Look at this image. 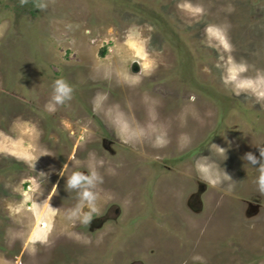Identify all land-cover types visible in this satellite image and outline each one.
I'll return each mask as SVG.
<instances>
[{
  "label": "rangeland",
  "instance_id": "1",
  "mask_svg": "<svg viewBox=\"0 0 264 264\" xmlns=\"http://www.w3.org/2000/svg\"><path fill=\"white\" fill-rule=\"evenodd\" d=\"M258 76L264 0H0V264H264Z\"/></svg>",
  "mask_w": 264,
  "mask_h": 264
},
{
  "label": "clouds",
  "instance_id": "2",
  "mask_svg": "<svg viewBox=\"0 0 264 264\" xmlns=\"http://www.w3.org/2000/svg\"><path fill=\"white\" fill-rule=\"evenodd\" d=\"M28 2V0H20L21 5H24ZM40 9H44L46 5H42L38 3L36 5ZM207 32L213 36H215L223 46L228 49L230 48V45L227 40L226 33L223 29L215 27V26H209L207 28ZM245 66L244 65H239V66H233L229 72V80L235 81L237 79V74L239 72L245 71ZM237 88L238 89H249L251 88L252 91L255 93L258 99H264V76H258L256 81L252 80H244L240 81L237 83ZM72 87L63 79H57L54 82V95L52 97V100L55 102V104H63L66 100H70L72 98ZM239 94V92H237ZM49 110H54L53 104H49L47 106ZM158 146H163L164 141L158 140ZM213 147H217L216 145H213ZM259 148V153L260 157L257 158L253 153L249 152L246 154V159L248 162L252 165H259L258 172L259 175L256 178L255 183L258 185V190L261 194H264V147H258ZM220 152H223V148H218ZM201 159H207L206 157H201ZM196 170L200 174V177L202 180H204L206 183L212 185V186H217L221 182L220 175L214 171L211 170V167L202 164L199 161H197L196 165ZM99 178L100 181H102V178L98 176V174L95 171H92L91 176H85L81 172H75L72 174V176L68 179V184L70 187H77L80 186L82 183L85 185H92L93 181L95 179ZM225 179H231L227 174H224ZM81 200L84 202H87V205L90 209L88 213L84 214L82 222L85 224L90 223L91 221V213L95 212L97 209L95 207L94 201L96 200V194L87 190L82 192L81 194ZM73 215H76L74 212ZM194 259H202L201 257L197 256L194 257Z\"/></svg>",
  "mask_w": 264,
  "mask_h": 264
},
{
  "label": "water",
  "instance_id": "3",
  "mask_svg": "<svg viewBox=\"0 0 264 264\" xmlns=\"http://www.w3.org/2000/svg\"><path fill=\"white\" fill-rule=\"evenodd\" d=\"M133 264H142V262H140V261H137L136 263H133Z\"/></svg>",
  "mask_w": 264,
  "mask_h": 264
},
{
  "label": "flooded vegetation",
  "instance_id": "4",
  "mask_svg": "<svg viewBox=\"0 0 264 264\" xmlns=\"http://www.w3.org/2000/svg\"><path fill=\"white\" fill-rule=\"evenodd\" d=\"M252 205L254 206V204H250L249 206H252ZM134 262H137V261H134ZM140 262H142V261H140ZM142 264H144V263H142Z\"/></svg>",
  "mask_w": 264,
  "mask_h": 264
},
{
  "label": "trees",
  "instance_id": "5",
  "mask_svg": "<svg viewBox=\"0 0 264 264\" xmlns=\"http://www.w3.org/2000/svg\"><path fill=\"white\" fill-rule=\"evenodd\" d=\"M104 54H105V51L102 52V55H104Z\"/></svg>",
  "mask_w": 264,
  "mask_h": 264
}]
</instances>
